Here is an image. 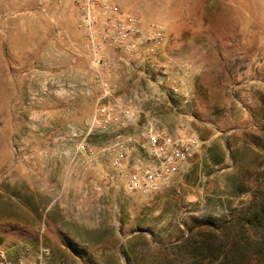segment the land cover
Masks as SVG:
<instances>
[{"label": "rangeland", "instance_id": "1", "mask_svg": "<svg viewBox=\"0 0 264 264\" xmlns=\"http://www.w3.org/2000/svg\"><path fill=\"white\" fill-rule=\"evenodd\" d=\"M71 4L86 46L77 0ZM142 12L126 13L165 34L152 70H101L91 54L87 86L71 83L68 69L49 68L24 72L23 85L13 84L10 93L0 85V264H219L225 235L243 245L242 264H264L262 232H226L249 199L264 200V0H184L177 6L157 0ZM64 19L69 28L70 16ZM61 41L64 50L72 45L65 32ZM127 69L139 73L137 92L144 95L116 101L125 85L111 74L127 78ZM147 72L167 74L172 82L182 78L184 85L173 95L169 83L146 82ZM103 83L113 90L104 103L155 112L168 132L185 125L196 137L190 161L167 185L146 194L97 190L102 158L77 156L74 147ZM128 87L126 93L134 91ZM168 113L179 116L171 130L163 118ZM108 140L97 132L86 139L93 152ZM61 176L78 178L74 195L67 182L62 193Z\"/></svg>", "mask_w": 264, "mask_h": 264}, {"label": "built area", "instance_id": "2", "mask_svg": "<svg viewBox=\"0 0 264 264\" xmlns=\"http://www.w3.org/2000/svg\"><path fill=\"white\" fill-rule=\"evenodd\" d=\"M80 20L87 31L88 45L94 58L93 67L107 70L111 66L133 69L155 68L152 59L161 51L165 34L157 26L146 28L141 21L107 0H77ZM147 72L145 81L164 86L170 84L173 95L184 85L182 78L172 82L166 74L153 76ZM89 90L85 89V94ZM113 90L103 83L93 116L84 136L75 144V154L100 156L103 162L102 191H122L126 194H146L167 185L186 165L196 145V137L185 125L173 133L160 125L158 116L140 107L121 102L104 103ZM184 103L186 99L184 98ZM144 115L143 119L141 115ZM72 137L74 126H67ZM108 134L109 140L95 152L86 141L91 133ZM88 169L93 161L84 160Z\"/></svg>", "mask_w": 264, "mask_h": 264}, {"label": "crops", "instance_id": "3", "mask_svg": "<svg viewBox=\"0 0 264 264\" xmlns=\"http://www.w3.org/2000/svg\"><path fill=\"white\" fill-rule=\"evenodd\" d=\"M109 1L136 16L143 13L147 4L157 2V0ZM183 1L164 0V3L177 6L182 5ZM71 3L72 0H0V85H6L8 93L13 84L22 86V74L34 68L68 69L71 83L89 85L91 81L89 69L92 68L91 51L84 46L85 30L77 25L76 9ZM68 15L71 23L69 28H65L67 24L64 17ZM62 32H65L72 42L67 50L62 48ZM127 70H124V73L128 75L127 78H122V74L118 72L111 74L114 82L118 85H125L124 89L120 88L122 91L116 96V101L125 100L128 97L137 99L138 94L144 95L143 92H137L139 73ZM126 79L133 81L128 84L125 82ZM132 85L135 86L134 91L126 93L128 86ZM86 100L82 99L81 102ZM76 108L75 106V110ZM163 118L169 130L175 122L179 121V116L175 117L171 113L164 114ZM64 178L61 176L62 180L59 183L62 193L65 187H62V182H67L68 195H74L78 178L76 176ZM27 179L26 184L28 185ZM44 187L43 183L42 188Z\"/></svg>", "mask_w": 264, "mask_h": 264}, {"label": "trees", "instance_id": "4", "mask_svg": "<svg viewBox=\"0 0 264 264\" xmlns=\"http://www.w3.org/2000/svg\"><path fill=\"white\" fill-rule=\"evenodd\" d=\"M237 216L233 220H228V224L233 230V234L230 233V226L226 229L227 233L234 235L235 233L242 234L246 230L260 231V243L264 248V200L249 199L247 204L241 206L237 212ZM225 224V223H224ZM220 228V227H219ZM238 229H241L240 231ZM235 231V232H234ZM229 236H224V241L226 242L227 250L225 253L221 254L219 264H242V258L240 257L244 251L243 245H238L236 242L230 244L228 240ZM233 245V246H232ZM208 251V248L205 249Z\"/></svg>", "mask_w": 264, "mask_h": 264}]
</instances>
